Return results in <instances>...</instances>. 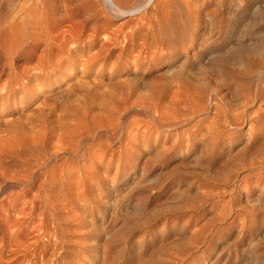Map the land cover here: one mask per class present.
<instances>
[{
  "label": "rangeland",
  "instance_id": "1",
  "mask_svg": "<svg viewBox=\"0 0 264 264\" xmlns=\"http://www.w3.org/2000/svg\"><path fill=\"white\" fill-rule=\"evenodd\" d=\"M176 1L190 7L192 23L177 47L158 51L152 67L121 62L113 71L62 75L52 90L43 91L57 98L71 84L90 83L96 95L91 103L88 98L89 104H66L88 108L93 116L83 120L91 131L114 129L117 134L104 138L102 160L99 155L71 160L73 165L96 164L89 175L97 180L84 187L85 197L64 203L60 224L45 214L53 236L43 230L32 234L29 227L19 237L28 239L22 249L0 230V264H32L29 259H38L44 242L62 247L58 261L67 256L66 264H264V84L256 80L264 66V0ZM62 13L60 6L50 18ZM110 20L118 25L126 19ZM219 20H225L220 28ZM148 69L157 76H144ZM176 73L189 84L157 90L151 85ZM130 80L140 87L128 95L115 85ZM259 87L263 92L252 93ZM43 92L28 105L0 101V128L35 116L44 107ZM58 113L50 117L54 123ZM154 114L164 123H177L164 129ZM79 174L71 182L74 191L82 188L74 183ZM38 222L34 217L33 224Z\"/></svg>",
  "mask_w": 264,
  "mask_h": 264
},
{
  "label": "bare ground",
  "instance_id": "2",
  "mask_svg": "<svg viewBox=\"0 0 264 264\" xmlns=\"http://www.w3.org/2000/svg\"><path fill=\"white\" fill-rule=\"evenodd\" d=\"M182 1L187 4L186 0ZM176 2V0H0V101L3 103L19 101L28 105L41 97L40 92L45 89L52 90L54 85L61 81L62 75L73 78L76 73L87 75L93 70L113 71L121 62L124 66L135 67L148 63L149 68L152 67L151 59L158 51L162 53L165 48L167 50L178 46L185 37L187 23L193 18L189 14L188 5ZM60 6L63 7L61 17L51 19L52 14ZM110 18L115 21L123 18L126 20L116 25ZM102 21L105 23L101 24ZM223 21L219 20V28ZM261 74H264V66L256 75V80L264 84V76L261 77ZM144 76L157 75L148 69ZM162 80L159 84L152 82L155 90L162 85L173 87L172 83L178 87L189 84L187 77L181 73ZM89 84L83 81L71 84L66 93L57 96L58 99L43 92L46 93L42 100L44 107L39 108L35 116H28L26 120L6 122L5 127L0 128V230L11 236L19 248L26 247L28 239L19 237L23 231H28L29 227L33 229L32 234L43 230L48 237L53 236L54 230L50 228L48 219L45 221V214L49 213L60 224L63 220L61 210L64 203L68 199L79 200L85 197H82L85 195L84 187L97 180L89 175L91 167L96 164L90 162L91 164L79 166L71 164V160L90 159L97 155L102 160L107 152L103 143L104 138L111 140L116 138L117 133L114 129L105 131L89 129L83 120L90 114L88 108L80 111L77 106L66 104L76 100L86 103L88 98L91 103V99L96 98V95L95 91L89 88ZM115 85H119V90H126L128 95L140 87V82L130 80ZM251 91L263 92L260 87ZM81 98L84 99L81 101ZM252 98H255V95H252ZM127 100L128 98L123 104H126ZM222 102L221 106L229 109V103ZM0 107L4 109L3 105ZM70 107L77 110L72 113L68 111ZM58 111L60 114L58 113V120L54 123L50 117ZM91 116L90 119H94ZM234 116L237 117L236 113ZM153 117L164 129H172L177 123L175 120H172V123H164L159 114H154ZM64 118L75 120L69 123L64 122ZM230 121L233 122V118H230ZM87 139L94 141L86 142ZM220 142L218 140L215 146ZM175 145L173 143L172 148ZM244 157L241 155L242 159ZM57 158L61 159L60 163H57ZM50 163L52 166L47 167ZM142 163H147L146 158ZM80 171L81 174L77 175L74 183L79 187L82 185V188L74 191L71 182L75 173ZM34 217L38 219V224H33ZM41 246L38 259L33 261L29 259L32 264H66L67 256L58 261L62 247L50 245L48 242L42 243ZM137 260L141 262L144 259L139 257Z\"/></svg>",
  "mask_w": 264,
  "mask_h": 264
}]
</instances>
